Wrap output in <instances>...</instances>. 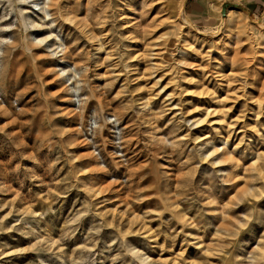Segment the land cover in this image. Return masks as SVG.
Instances as JSON below:
<instances>
[{"label": "rangeland", "instance_id": "rangeland-1", "mask_svg": "<svg viewBox=\"0 0 264 264\" xmlns=\"http://www.w3.org/2000/svg\"><path fill=\"white\" fill-rule=\"evenodd\" d=\"M0 264H264V0H0Z\"/></svg>", "mask_w": 264, "mask_h": 264}, {"label": "bare ground", "instance_id": "bare-ground-1", "mask_svg": "<svg viewBox=\"0 0 264 264\" xmlns=\"http://www.w3.org/2000/svg\"><path fill=\"white\" fill-rule=\"evenodd\" d=\"M230 11V10H229ZM260 20V19H259ZM259 25L262 27L263 26V23H262V21L259 23Z\"/></svg>", "mask_w": 264, "mask_h": 264}]
</instances>
